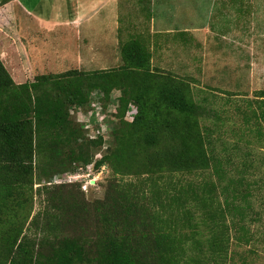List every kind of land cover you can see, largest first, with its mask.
I'll list each match as a JSON object with an SVG mask.
<instances>
[{"label": "rangeland", "instance_id": "1", "mask_svg": "<svg viewBox=\"0 0 264 264\" xmlns=\"http://www.w3.org/2000/svg\"><path fill=\"white\" fill-rule=\"evenodd\" d=\"M4 1L0 0V59L15 83L42 81L50 88L54 78L50 79L49 75L71 70L96 71L84 70L81 64L86 63L87 57L81 56L80 60L76 55L65 58L69 64L79 61V66L68 64L67 69H57L55 62L64 56L54 53L44 57L43 65L35 63L32 72L25 70L7 40L8 25L13 35L16 23L11 20L12 11L3 6ZM178 1L171 0L167 6L173 7ZM190 1L202 4L200 0ZM175 10L180 19H173V24L186 25L189 18L182 16L177 7ZM238 10L243 15L246 7L239 4ZM255 10L264 12V2L255 5ZM262 17L256 15L259 21H264ZM241 21L244 23L240 24L238 35L242 48L222 41L220 34L218 37L211 34L205 40L198 35L178 34L164 40V47L157 53L151 49L148 17L133 26L124 23L120 27L119 40L108 52L107 71L123 65L122 44L136 38L149 51L152 71L174 75L186 82L193 99L201 106L198 119L209 156L208 166L168 172L165 164L167 170L156 176L139 153L124 151L115 158L112 131L124 120L132 122L137 108L128 103L124 109L119 100L120 90L109 88L110 84L92 90L84 104L64 107V120H70L71 126L61 130L67 131L65 134L73 133V138L61 146L60 155L56 158L47 148V151L37 149L33 156L31 212L23 229L27 239L35 242L34 249L41 243L38 254L33 253L32 264L38 260L41 262L37 264H100L102 261L98 262L93 252L85 250L78 256L76 252L64 263L57 254V241L73 233L88 244L95 241V232L101 239L105 238L103 232L108 227L104 228L95 219V213L100 211V202L111 186H115L114 194L135 190L137 198L168 220L163 223L171 229L166 232V250L183 248L188 251L187 258L194 255L198 264H264V22L257 21L261 24H255V33L249 39L244 35L246 19L240 15L238 22ZM228 25L229 22L221 23L215 30L222 31ZM232 25L236 31V23ZM214 52L220 53L218 60L216 55H211ZM47 109V113L58 111L53 106ZM52 132L59 130L53 128ZM164 138L165 148L170 150L168 146L175 140L171 131L161 140ZM54 193L59 194L56 206L63 202V211L59 207L56 213L57 224L53 222L55 219L50 222L47 217L50 195ZM71 194L84 200L83 210L89 219L75 220L62 215L69 212L65 207ZM10 257L18 259L15 254Z\"/></svg>", "mask_w": 264, "mask_h": 264}, {"label": "trees", "instance_id": "2", "mask_svg": "<svg viewBox=\"0 0 264 264\" xmlns=\"http://www.w3.org/2000/svg\"><path fill=\"white\" fill-rule=\"evenodd\" d=\"M143 44L136 38L123 43V65L112 71L71 70L49 75L54 78L50 88L42 81L15 83L0 59V264H7L8 260L9 264H32L33 253L38 254L41 243L34 249L35 242L23 234L31 212L33 156L37 149L49 148L57 158L61 146L73 138V133L61 130L71 126L70 120H64L63 110L72 104H84L92 90L102 89L106 83L109 88L120 90L119 100L124 109L128 103L137 108L132 122L124 120L112 131L115 158L124 151L139 153L156 176L167 170L165 164L168 172L208 166L209 156L198 119L201 106L193 99L186 82L150 69V54ZM50 106L58 111L45 112ZM53 128L59 132L51 133ZM169 131L175 139L168 146L170 150L165 148L166 138L161 140ZM115 190V186L108 189L100 202V211L95 213V219L108 227L103 232L105 238L95 232V241L88 244L75 233L61 236L57 241L59 248L53 252L57 250L64 263L76 252L78 256L85 250L93 252L94 258L102 261L100 264H198L194 255L187 258L188 251L183 248L166 250V232L171 229L163 223L168 220L137 198L138 192L128 189L114 194ZM56 194L50 195L47 217L57 224L56 213L59 207L63 211V202L56 206ZM66 203L65 210L69 212L62 215L75 220L90 218L83 210L84 200L71 194ZM34 224L37 225L35 219ZM12 254L18 259H11Z\"/></svg>", "mask_w": 264, "mask_h": 264}, {"label": "crops", "instance_id": "3", "mask_svg": "<svg viewBox=\"0 0 264 264\" xmlns=\"http://www.w3.org/2000/svg\"><path fill=\"white\" fill-rule=\"evenodd\" d=\"M169 1L171 0H5L3 6L12 11L11 20L16 23L13 35L9 33L11 25H8L7 40L15 50L20 65L31 72L35 63L43 65L44 57L53 53L64 56L55 62L57 69H63L69 64L70 61L65 58L67 55H76L80 60L81 56L87 57L86 63L81 64L84 70H107L109 49L119 40L118 30L124 23H131L133 26L148 17L147 31L151 49L159 52L166 43L164 40L178 34L198 35L203 40L211 34L217 37L220 34L222 41L242 48L238 34L240 24L245 20L238 22L240 15L246 19L244 35L249 39L255 33V24L264 22L256 19L257 14L264 15V12L255 10V5L264 0H200L201 5L190 0H179L173 7L167 6ZM239 4L246 7L243 15L238 10ZM176 7L182 16L189 18L184 26L173 24V19H180L178 11H174ZM261 19L264 20V17ZM226 22L230 25L224 26L222 31L215 30L217 25ZM233 22L237 25L236 31L232 29ZM29 35L31 38H28ZM218 54L220 53L214 52L211 55H216L218 60ZM71 64L79 66V61ZM50 65L53 66V63Z\"/></svg>", "mask_w": 264, "mask_h": 264}]
</instances>
